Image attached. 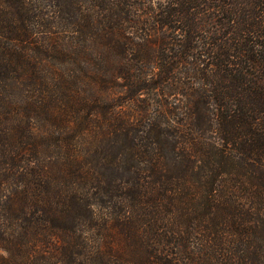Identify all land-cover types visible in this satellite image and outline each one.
Segmentation results:
<instances>
[{"label": "trees", "instance_id": "16d2710c", "mask_svg": "<svg viewBox=\"0 0 264 264\" xmlns=\"http://www.w3.org/2000/svg\"><path fill=\"white\" fill-rule=\"evenodd\" d=\"M0 264H264V0H0Z\"/></svg>", "mask_w": 264, "mask_h": 264}]
</instances>
